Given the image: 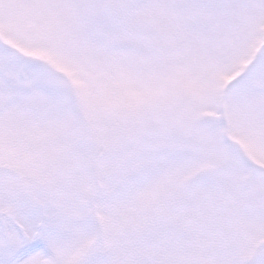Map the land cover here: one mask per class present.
I'll list each match as a JSON object with an SVG mask.
<instances>
[{"label":"snow or ice","instance_id":"6c2138e0","mask_svg":"<svg viewBox=\"0 0 264 264\" xmlns=\"http://www.w3.org/2000/svg\"><path fill=\"white\" fill-rule=\"evenodd\" d=\"M0 264H264V0H0Z\"/></svg>","mask_w":264,"mask_h":264}]
</instances>
